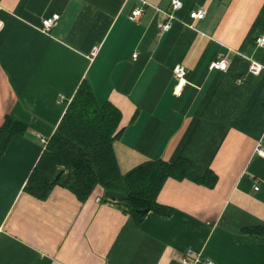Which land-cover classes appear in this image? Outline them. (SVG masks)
I'll use <instances>...</instances> for the list:
<instances>
[{
    "label": "crops",
    "instance_id": "1",
    "mask_svg": "<svg viewBox=\"0 0 264 264\" xmlns=\"http://www.w3.org/2000/svg\"><path fill=\"white\" fill-rule=\"evenodd\" d=\"M180 1L161 33L171 0H0V127L23 124L0 158V264H182L187 250L194 264L263 263L264 242L245 229L264 227V0ZM218 58L226 70L210 67ZM83 80L120 113L122 174L183 158L214 181L167 178L157 202L171 212L141 219L101 187L84 201L60 184L45 198L26 191Z\"/></svg>",
    "mask_w": 264,
    "mask_h": 264
},
{
    "label": "trees",
    "instance_id": "2",
    "mask_svg": "<svg viewBox=\"0 0 264 264\" xmlns=\"http://www.w3.org/2000/svg\"><path fill=\"white\" fill-rule=\"evenodd\" d=\"M119 119V111L110 104L99 105L90 84L83 80L53 134L45 141L25 190L45 198L55 184H60L84 201L101 187L107 197L126 203L128 208L123 209L141 219L148 211L171 212L157 202V194L167 178L214 181L210 172L198 177L183 158L171 163L158 159L146 161L122 174L113 149V141L121 133ZM22 130V123L10 116L4 119L0 127V158L11 137ZM61 169L64 172L55 180ZM245 231L264 242V227H249Z\"/></svg>",
    "mask_w": 264,
    "mask_h": 264
},
{
    "label": "built area",
    "instance_id": "3",
    "mask_svg": "<svg viewBox=\"0 0 264 264\" xmlns=\"http://www.w3.org/2000/svg\"><path fill=\"white\" fill-rule=\"evenodd\" d=\"M182 6V3L180 0H171L170 3V10L166 13V20L163 24L160 25V32H166L171 28V21L174 19L173 12L180 9ZM144 10L143 6H138L132 9L129 19L132 21H137L142 14ZM205 16V11L202 7L196 8L192 10L189 13V18L193 20L202 19ZM58 14H53L50 17L43 18L41 21V26L43 29H49L52 27L55 23V21L58 19ZM3 26L2 21L0 20V29ZM256 46L263 47L264 46V37H258L255 40ZM135 56V55H134ZM228 62L227 60L223 58H218L211 62L210 67L212 69L221 70L224 71L227 69ZM261 70V65L257 62H252L250 65V71L254 74L259 73ZM176 77L184 78L187 74V70L183 65H179L174 72ZM45 139L42 138V142L45 143ZM257 153L259 155L264 156V149L263 148H257ZM254 189H258L257 186H254ZM96 201H100L99 197H96ZM199 257L193 254L190 250H187L185 252V255L181 258L182 264H194L196 261H198ZM205 264H214L213 261L207 260Z\"/></svg>",
    "mask_w": 264,
    "mask_h": 264
},
{
    "label": "water",
    "instance_id": "4",
    "mask_svg": "<svg viewBox=\"0 0 264 264\" xmlns=\"http://www.w3.org/2000/svg\"><path fill=\"white\" fill-rule=\"evenodd\" d=\"M64 172L63 169H61L55 176V180L59 178V176ZM104 202H109L111 204L117 205V206H121L124 208H128V205L122 201H118V200H112V199H104ZM147 210H144V212H146Z\"/></svg>",
    "mask_w": 264,
    "mask_h": 264
}]
</instances>
